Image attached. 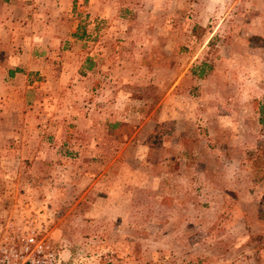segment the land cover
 Returning <instances> with one entry per match:
<instances>
[{"label": "rangeland", "instance_id": "1", "mask_svg": "<svg viewBox=\"0 0 264 264\" xmlns=\"http://www.w3.org/2000/svg\"><path fill=\"white\" fill-rule=\"evenodd\" d=\"M1 247L264 264V0H0Z\"/></svg>", "mask_w": 264, "mask_h": 264}, {"label": "built area", "instance_id": "2", "mask_svg": "<svg viewBox=\"0 0 264 264\" xmlns=\"http://www.w3.org/2000/svg\"><path fill=\"white\" fill-rule=\"evenodd\" d=\"M26 244L33 245L37 253L42 252L43 245L39 241H35L33 237H29ZM29 247H26L25 250H28ZM25 254V253H24ZM49 257H52V253H48ZM39 259L34 257H28L19 255L15 250L10 247L6 249L5 247L0 248V264H38Z\"/></svg>", "mask_w": 264, "mask_h": 264}]
</instances>
